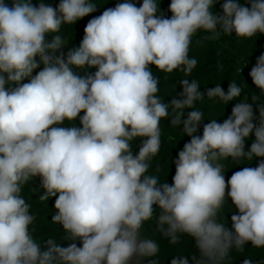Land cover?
I'll use <instances>...</instances> for the list:
<instances>
[{
    "label": "clouds",
    "instance_id": "1",
    "mask_svg": "<svg viewBox=\"0 0 264 264\" xmlns=\"http://www.w3.org/2000/svg\"><path fill=\"white\" fill-rule=\"evenodd\" d=\"M218 2L171 0L167 18L157 0H143L139 7L122 0L88 21L79 46L65 59V39L46 37L95 12L96 4L60 0L54 8L44 0L38 5L11 0V6L0 0V264H143L160 250L155 240L141 237L145 222L155 218L154 205L160 209L156 231L170 244L179 243L181 234L195 238L199 255H191L192 264H225L233 249L243 253L248 242L264 248V160L235 171L227 182L219 162L264 157V104L255 105L258 127L253 102L259 97L252 102L245 97L223 123L205 124L200 137L198 82L182 79L183 98L166 104L157 95L160 79L149 67L191 75L198 63L189 57L193 36L203 30L211 33L205 39H219L218 24L224 35L233 30L239 38L264 35V0H248L250 8L223 0L220 16L212 11ZM92 68L97 70L91 73ZM249 75L264 95V54ZM241 93L233 81L227 94L218 84L207 97L228 103ZM185 108L193 110L182 120L179 110ZM82 111V127L71 126ZM169 118L191 137L172 161V184L147 174L160 152L161 120ZM253 132L255 141L245 152ZM143 137L134 156L131 142ZM36 176L45 189L39 199L56 197L52 223L62 224L67 247L48 238L41 251L32 235L36 217L21 192ZM228 188L238 210L231 229L218 218ZM171 264L190 260L174 256ZM243 264L264 262L245 258Z\"/></svg>",
    "mask_w": 264,
    "mask_h": 264
},
{
    "label": "trees",
    "instance_id": "2",
    "mask_svg": "<svg viewBox=\"0 0 264 264\" xmlns=\"http://www.w3.org/2000/svg\"><path fill=\"white\" fill-rule=\"evenodd\" d=\"M45 3L50 4L52 7H58L60 0H44ZM90 3L97 5V10L88 16L77 21L76 24H65L62 25L60 32L55 34H49L46 39L50 42L53 35H61L65 41V48L62 50L65 54V59L67 52L70 48L78 47L84 36V27L93 17L99 16L106 8H114L118 2L122 0H89ZM139 7L143 0H131ZM160 3L161 11L164 12L167 18L171 17V12L168 11L171 0H157ZM243 6L251 7L248 0H238ZM9 6H11V0H7ZM34 5H38L39 0H32ZM223 0H219L218 3L213 5L212 11L214 15H223V9L221 7ZM217 32L220 33V38L216 40L205 39L206 36L211 35V33H206L203 30L198 31L192 38V44L189 50V57H195L198 61L196 68L193 69L191 75L185 76L183 71L174 70L171 74H166L159 72L155 65H149L153 74L160 79L158 96L160 99L166 103L170 104L171 100L175 97L177 99H182L180 93L183 91L181 85L182 79L196 80L200 86L199 91L203 95L201 101L194 102V108L200 110L203 115V120L198 125V130L195 135L202 137L203 126L210 122V120H215L217 123H223L229 115H231L232 108L236 103L241 102L245 97L251 101L252 96H258L259 99L254 101L253 112L254 119L253 123L255 126L260 124L259 110L255 105L264 104V95L260 94V89H258L252 82L251 76L249 75L252 67L256 64L257 58L264 54V35L257 33L252 38H239L236 37L235 31L230 35H224L223 29L220 24L217 25ZM57 55H60L57 52ZM40 68L34 70L33 75L36 74ZM239 69V71H237ZM97 69L92 68L88 71L94 73ZM83 73L87 69H77ZM30 78H26L23 83H27ZM235 81L238 86L242 88L241 96L228 103L221 102L219 97L209 99L207 97V91L209 89L215 88L216 85H220L222 90L227 94L229 85L231 82ZM7 87V86H6ZM15 87V85H12ZM193 109H180L179 111H184L183 119H187L188 113ZM171 112V108H169ZM84 115L82 111L77 119L72 122L71 126L81 128L82 124L80 118ZM68 121H65V125L69 126ZM161 127V148L157 156L153 157L150 161V168L148 175L158 176L161 183L167 181L172 184V177L175 174V165L172 163L178 158L177 154L183 149L185 143L189 142L191 137L183 133V124L180 126H171V119H162L160 123ZM174 137V139L169 140V137ZM147 137L137 138L131 142L133 148V155H137L139 148L143 140ZM255 141L254 132L250 134V137L245 142V152L249 151L251 144ZM264 160V157H254L252 161L241 159L239 161H233L231 158L227 160L219 161L224 165V176L225 180L231 177V175L240 170L242 167H252L258 166V163ZM157 168L160 169L157 172ZM226 189V203L222 211L218 214V218H223L226 222V226L231 229V215L237 213L238 210L231 202V198L227 196ZM45 194V189L42 186L41 178L39 176L33 177L29 184L25 185L21 195L26 199V201L31 205L30 213L36 217L32 225H30V230L34 229L32 235L36 239L37 243H40L41 251H46L47 246L44 243L48 238H55L61 247H67L70 243L69 240L65 239V231L62 224L52 223V217L57 214L58 210L54 207V201L56 197H49L47 201H41L39 197ZM155 218L151 221L145 222L141 229L142 238H150L157 242L159 245V252L155 257H148L143 259V264H147V260L154 259L158 264H171L172 258L174 256H187L191 261V255H199V251L196 248L195 238L188 236L186 234L180 235V242L173 245L169 243L170 238L163 237L162 233L156 231V225L160 215V209L158 205H154ZM167 229L168 225H164ZM78 246H82L79 241H76ZM249 258L256 261L264 262V248H254L251 242L245 245V250L243 253L237 252L233 249L230 252L228 261L225 264H243V260Z\"/></svg>",
    "mask_w": 264,
    "mask_h": 264
}]
</instances>
